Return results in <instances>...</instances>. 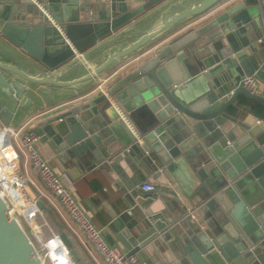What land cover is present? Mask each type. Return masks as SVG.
<instances>
[{
  "label": "water",
  "instance_id": "95a60500",
  "mask_svg": "<svg viewBox=\"0 0 264 264\" xmlns=\"http://www.w3.org/2000/svg\"><path fill=\"white\" fill-rule=\"evenodd\" d=\"M157 14L161 25L143 32ZM0 34L25 52L0 39V125L110 74L106 93L82 94L35 132L71 174L77 162L121 173L131 152L156 171L153 190L105 204L127 255L171 241L168 264H264V120L247 116L213 142L215 129L202 134L186 120L230 118L240 95L264 104V0H0ZM81 67L88 73L66 79ZM250 75L262 93L241 84ZM189 201L209 209L206 226L191 232L173 225ZM36 205L56 220L75 262L95 264L53 210ZM0 264H46L1 192Z\"/></svg>",
  "mask_w": 264,
  "mask_h": 264
},
{
  "label": "crops",
  "instance_id": "0c3cea01",
  "mask_svg": "<svg viewBox=\"0 0 264 264\" xmlns=\"http://www.w3.org/2000/svg\"><path fill=\"white\" fill-rule=\"evenodd\" d=\"M152 11H148L146 14H149ZM162 23L160 19V14H157L154 21H151L149 24L142 27L143 32H150L155 28L159 27ZM172 31L170 34H166L164 39L170 38L180 32ZM136 36L134 39L138 38ZM0 39L4 41L6 44H12L7 41L0 34ZM12 47L18 53H25L21 48L12 44ZM95 66V64H91ZM89 66V65H88ZM88 67H81L78 69H74L66 79H74L80 76H83L88 73ZM109 73H105L101 75L97 81L95 82H85L79 84L75 89L79 91L78 94H70L71 88L67 89V92L70 94L69 96L61 99H56L53 96H48L44 98V105H33L26 109L25 113L19 117L18 121L14 124L16 129L21 127L24 132L28 128H37V124L39 121L44 120L50 115L63 114V112L69 106L76 104L82 100L81 95L87 93L88 91H94L98 83L102 81H106L109 77ZM263 85L259 90V93H262ZM65 91V90H64ZM64 94H66L64 92ZM68 95V94H67ZM245 96L240 95L238 103L232 105L228 110V113L231 114L232 117H224L220 116L215 120H205V121H197L195 119H188L187 123L191 126H198L199 131L204 134L207 132L206 129H215L214 133H208L211 137L210 142L222 133H231L232 128L238 126V123H244V120L247 116L257 117L258 121L264 120L261 116L255 114L254 105L252 103L240 104L239 102L245 101ZM247 105V108L242 109ZM236 120V121H235ZM5 125H0V129H2ZM12 126V125H10ZM39 148L42 154L49 160H51L54 164V169L62 176L66 181L71 184L72 190L75 196L80 201L83 208L86 210L88 215L91 217L92 221L95 225L102 230V233L106 240L112 245H117L122 247L126 252L127 249L124 248L121 241L119 240L117 234L119 229L114 226V219L110 216L109 210L106 208L105 204L112 205L114 204L122 195L123 192H136L140 193L144 189L141 188V185L144 182H149L156 184V171L153 170L151 166L145 164L143 159L139 157V155L132 156L127 155L128 158L126 160H121L122 172L117 173L113 168L109 166V164L114 160V158L108 160L109 167L102 168L103 163H94L84 164L81 162H77L75 164V170L73 174L69 170H61L58 165L53 161L55 153L52 148L48 145V143L39 142ZM130 151H124V154H129ZM20 168L22 171L28 172V174L35 181V184L32 185V188L37 193L38 200H42L48 208L52 209L55 213V216L62 222L65 227L66 232L76 238L79 244L82 246L87 256L90 259H94L95 262L100 260V256L97 254L93 244L86 238L82 230L77 226V224L71 219L67 210L64 208L59 199H53L50 192L44 185V183L39 179L38 172L35 167H33L32 163L29 160L21 157L20 159ZM33 196L30 192L28 193V197ZM31 201V199H29ZM188 208H192L195 210V218H186L185 214L188 211ZM130 210V208H129ZM127 215L132 216L134 213V208L129 211ZM177 214L175 216L174 228H177L182 231H192V224L199 223L201 226H206L207 219L209 216V209L205 205H201L198 203L186 202L184 206L180 207L177 210ZM32 224L35 226H39L38 235L43 240L51 239L54 234L59 233L58 225L53 216L47 211H41L38 208L32 209L30 214L28 215ZM24 220V219H22ZM27 223V221H23ZM28 224V223H27ZM29 225V224H28ZM191 225V226H190ZM57 227V229H56ZM171 247L169 249H165L160 244H149L141 251L137 253L138 264H168V260L170 262V258L173 254V244L169 241Z\"/></svg>",
  "mask_w": 264,
  "mask_h": 264
},
{
  "label": "built area",
  "instance_id": "2783aa9c",
  "mask_svg": "<svg viewBox=\"0 0 264 264\" xmlns=\"http://www.w3.org/2000/svg\"><path fill=\"white\" fill-rule=\"evenodd\" d=\"M241 84L251 93H259L262 82L255 75L245 76L241 80ZM97 90L106 93V83L102 81L96 86ZM24 127L16 129L14 126H4L0 130V192L6 198L10 211L20 218L27 221L31 228L33 238L37 243H42L47 247V243L54 239L60 238L59 234L49 240H43L38 235L39 226L32 224L29 214L32 209L37 208V193L32 188L35 181L20 168L21 157L29 160L33 167L38 170L39 179L44 183L53 199H59L64 208L67 210L71 219L82 230L87 239L93 244L100 260L95 264H138L139 260L136 254L127 255V252L120 246L112 245L104 237L102 230L98 228L75 196L71 184L64 179L50 164L39 148L40 136L33 128H28L24 132ZM1 156L5 158L1 161ZM144 190H153V183H144L141 186ZM18 193H16V192ZM33 194L29 204H26L28 193ZM23 195V196H21ZM15 202H19L16 206ZM195 210L188 208L186 216L195 218ZM62 241V240H61ZM64 244V243H63ZM65 246V244H64ZM66 248L65 257L63 259H52L55 264L63 260H67L68 264H77ZM49 255V250L48 254Z\"/></svg>",
  "mask_w": 264,
  "mask_h": 264
},
{
  "label": "bare ground",
  "instance_id": "6f19581e",
  "mask_svg": "<svg viewBox=\"0 0 264 264\" xmlns=\"http://www.w3.org/2000/svg\"><path fill=\"white\" fill-rule=\"evenodd\" d=\"M5 158L1 156V161H4ZM16 192V191H15ZM18 193V192H16ZM23 196V195H21ZM31 201L26 198V204H29ZM16 206H18L19 202H15ZM47 247L49 250V255L52 259H63L65 257V253H66V248L63 244V242L61 241V239L59 238H54L52 240H50L47 243Z\"/></svg>",
  "mask_w": 264,
  "mask_h": 264
},
{
  "label": "rangeland",
  "instance_id": "374dc122",
  "mask_svg": "<svg viewBox=\"0 0 264 264\" xmlns=\"http://www.w3.org/2000/svg\"><path fill=\"white\" fill-rule=\"evenodd\" d=\"M22 221H24V220H22ZM24 226L27 229V231L30 234H32L30 226L27 223H25V222H24ZM36 245H37V249H38L39 253L45 259V263L46 264H55L54 261L52 260V258L50 257V255H47L48 254V249L46 248V246L44 244H42V243H37V242H36ZM57 263H59V264H68L69 262L67 260H63V261L57 262Z\"/></svg>",
  "mask_w": 264,
  "mask_h": 264
},
{
  "label": "trees",
  "instance_id": "16d2710c",
  "mask_svg": "<svg viewBox=\"0 0 264 264\" xmlns=\"http://www.w3.org/2000/svg\"><path fill=\"white\" fill-rule=\"evenodd\" d=\"M240 104H249V103H252L254 105V112L256 115L258 116H261L262 118H264V104H261V103H258V102H255V101H250L248 100L247 98H245V101L244 102H239ZM57 229V227H56ZM58 231H59V228H58Z\"/></svg>",
  "mask_w": 264,
  "mask_h": 264
}]
</instances>
